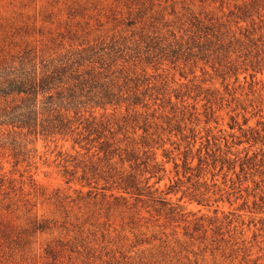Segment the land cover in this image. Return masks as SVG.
Returning <instances> with one entry per match:
<instances>
[{
  "label": "rangeland",
  "instance_id": "1",
  "mask_svg": "<svg viewBox=\"0 0 264 264\" xmlns=\"http://www.w3.org/2000/svg\"><path fill=\"white\" fill-rule=\"evenodd\" d=\"M91 49L98 133L0 129V264H264V0H0V69Z\"/></svg>",
  "mask_w": 264,
  "mask_h": 264
},
{
  "label": "trees",
  "instance_id": "2",
  "mask_svg": "<svg viewBox=\"0 0 264 264\" xmlns=\"http://www.w3.org/2000/svg\"><path fill=\"white\" fill-rule=\"evenodd\" d=\"M96 54L91 49L51 62L22 59L1 68L0 129L37 138L77 135L74 143H79L80 128L88 135L98 133L102 125L92 113L86 116L88 109L116 107L126 99L97 79L94 70L80 71ZM11 145L16 152V141Z\"/></svg>",
  "mask_w": 264,
  "mask_h": 264
}]
</instances>
